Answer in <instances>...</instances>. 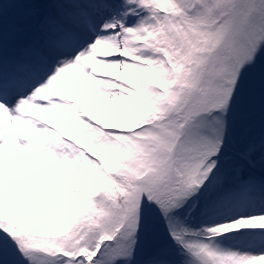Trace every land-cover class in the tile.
Masks as SVG:
<instances>
[{
	"label": "snow or ice",
	"instance_id": "obj_1",
	"mask_svg": "<svg viewBox=\"0 0 264 264\" xmlns=\"http://www.w3.org/2000/svg\"><path fill=\"white\" fill-rule=\"evenodd\" d=\"M0 264H264V0H0Z\"/></svg>",
	"mask_w": 264,
	"mask_h": 264
},
{
	"label": "bare ground",
	"instance_id": "obj_2",
	"mask_svg": "<svg viewBox=\"0 0 264 264\" xmlns=\"http://www.w3.org/2000/svg\"><path fill=\"white\" fill-rule=\"evenodd\" d=\"M73 95L77 98L80 106L88 111L93 119H103L109 115L106 109L97 108L94 104L88 102L85 96H81L76 92H73ZM39 113H33V115H38ZM41 114V113H40ZM41 119H43V114H41Z\"/></svg>",
	"mask_w": 264,
	"mask_h": 264
},
{
	"label": "rangeland",
	"instance_id": "obj_3",
	"mask_svg": "<svg viewBox=\"0 0 264 264\" xmlns=\"http://www.w3.org/2000/svg\"><path fill=\"white\" fill-rule=\"evenodd\" d=\"M73 92H76L75 90H73ZM77 93V92H76ZM79 94V93H78ZM79 95H81V94H79ZM34 116H37V117H40L41 118V114L39 113L38 115H34Z\"/></svg>",
	"mask_w": 264,
	"mask_h": 264
}]
</instances>
